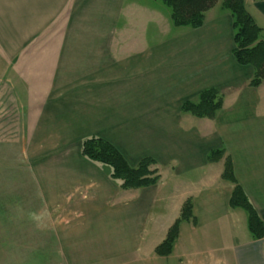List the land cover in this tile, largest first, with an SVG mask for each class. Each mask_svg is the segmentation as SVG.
I'll return each instance as SVG.
<instances>
[{
    "label": "crops",
    "instance_id": "0c3cea01",
    "mask_svg": "<svg viewBox=\"0 0 264 264\" xmlns=\"http://www.w3.org/2000/svg\"><path fill=\"white\" fill-rule=\"evenodd\" d=\"M245 4L264 37V0ZM165 5L0 0V116L9 113L17 135L0 146L8 152L7 166L17 169V175H0V262L10 261L9 248L57 246L63 264L124 256V264H135V252L158 246L191 198L192 230H203L209 240L220 232L218 239L231 246L215 261L264 264V238L233 233L231 223L241 215L229 203L234 184L206 175L231 156L264 220L257 200L264 198V82L251 87L253 66L239 64L233 54L230 11L217 4L200 28L174 31ZM209 88L223 95L214 119L182 112L184 102ZM90 136L108 140L132 166L154 158L166 177L162 170L155 185L121 189L82 154ZM223 148L224 160L210 163L209 152ZM172 176L179 195L166 189ZM168 212L174 214L169 223L151 226ZM194 231L185 239L189 248Z\"/></svg>",
    "mask_w": 264,
    "mask_h": 264
},
{
    "label": "trees",
    "instance_id": "16d2710c",
    "mask_svg": "<svg viewBox=\"0 0 264 264\" xmlns=\"http://www.w3.org/2000/svg\"><path fill=\"white\" fill-rule=\"evenodd\" d=\"M172 9V22L175 27L200 28L205 23L206 12L217 4L231 12L233 16V54L241 65L253 66L255 72L249 85L257 88L264 82V37L263 29L246 8L245 0H161ZM223 107V95L216 88L201 92L197 99L187 100L182 105L183 113L214 119ZM82 154L102 166L107 174L120 183L122 189H140L157 184L161 174L152 157L143 158L132 166L125 156L108 140L90 136L82 141ZM226 150L214 149L207 156L210 163L225 158ZM154 166V167H153ZM156 166V167H155ZM222 178L234 184L230 197V207L247 212V227L253 240L264 238V220L239 183L231 156H226ZM197 224L193 200L189 198L183 205L180 217L168 230L166 238L157 246L159 256H169L180 235L181 224Z\"/></svg>",
    "mask_w": 264,
    "mask_h": 264
},
{
    "label": "rangeland",
    "instance_id": "374dc122",
    "mask_svg": "<svg viewBox=\"0 0 264 264\" xmlns=\"http://www.w3.org/2000/svg\"><path fill=\"white\" fill-rule=\"evenodd\" d=\"M158 1L161 4H163V2L161 0H158ZM162 6H164V5H162ZM166 8L170 11V7L166 6ZM175 30H178V29L175 27L174 31ZM179 30H190V29L187 27V28H183V29H179ZM8 114L9 113L4 114L3 117L0 116V146L5 145L9 141H11L17 137V135L15 133L16 132L15 126H11V124L14 123V120L11 121L10 120L11 118L8 117L9 116ZM9 123H11V124L8 125ZM7 153L8 152L5 150L4 151L0 150V175H4V176L17 175L16 167L7 166V161H6V160H8V159H6L8 156ZM9 153H11V152H9ZM12 153H15V152L13 151ZM223 160H224V158H223ZM158 168H159V171L163 170L162 173L165 176L164 172H166L168 170L164 169L161 166H158ZM223 171H224V165L216 164L211 168V170L208 171V174H206V175L211 180L212 179L217 180L222 175ZM249 175H247L249 180H253V178H255V180H256L258 178L256 176H254L253 178H250ZM165 177H163V178H165ZM175 179L176 178L174 176H172L168 179V181H166L164 183L167 185L166 189L168 190L169 194H172L175 192V195L176 194L179 195L180 190L178 191L177 186H175L176 185ZM216 182H219V181H216ZM252 185H253V188L255 190L256 183L254 182ZM123 190H127V189H123ZM129 190H132V189H129ZM257 200L260 203H263V205H264V198L259 197ZM157 205H158V203H157ZM157 205L155 207H158ZM155 209L153 210V213H154ZM240 210H241L240 217L235 218V221H233L231 223L232 230H236L233 233L236 234V233H239L240 231L244 230V231L248 232L249 236H251L250 232L247 228V223H246L247 216H248L247 212L243 209H240ZM173 217H174V214L171 212H168L167 215H163V219H162V222L160 223V225H157V224H159V221L156 220V221H154L155 223L151 222V226L155 224L156 227L160 228L161 226H164L166 223H169V221H171L173 219ZM175 217H177V216H175ZM154 218H157V215L153 214L152 219H154ZM187 223H189L187 229H184L185 224L182 225L183 237L180 239V241L177 243V245L175 244L174 251L172 252V254L170 256L159 257L158 254L156 253L157 246L156 247L153 246L152 251L149 252V248L147 247V244H146L144 247L140 248L139 251L135 252V254H134L135 255V264H228V263H225L223 261L218 262V261L214 260L215 254L218 256V258L220 257V255H221V257H224L223 256L224 253L231 247V246H228V243H229L228 240L226 238H224V239L219 238L218 239V235L221 234L220 232H215V233H217V235L215 236L216 239H210L209 240V238L205 235V232H203V230L194 231L192 229H196L195 225L191 224V222H187ZM42 226H43V224H41V227ZM192 231H194L198 235L196 236L195 241L192 242V244L190 246L191 249H190L187 246V243H185L186 242L185 239H187V238L190 239L189 237H190ZM28 232H30V231H28ZM202 233H203V236H202ZM241 233H243V232H241ZM188 235H189V237H188ZM228 235L230 236V234H228ZM198 236H201V238L200 237L198 238ZM146 242L152 243V242H154V238L147 237ZM60 249L61 248H59L57 246L56 247H48V246L28 247V246H25L23 248H9L8 249L9 253H12V255L9 258L10 261L0 262V264H63L62 262L59 261V255H61ZM233 251H234V249H233ZM29 254H30V256H29ZM156 256H158V258H155ZM28 257L32 258L34 261H31V262H22L21 261L22 259H26ZM234 257H235V253L232 254V258H234ZM126 259H128V258H126L125 256L121 257L119 260H114V261L111 260L110 258H107L105 260L103 259L99 262H95L94 264H124ZM15 260H17V261H15ZM200 261H202V262L200 263ZM232 264H236V263L233 262Z\"/></svg>",
    "mask_w": 264,
    "mask_h": 264
}]
</instances>
